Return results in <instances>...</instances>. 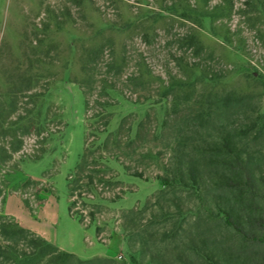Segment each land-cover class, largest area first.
Masks as SVG:
<instances>
[{"label":"rangeland","instance_id":"obj_1","mask_svg":"<svg viewBox=\"0 0 264 264\" xmlns=\"http://www.w3.org/2000/svg\"><path fill=\"white\" fill-rule=\"evenodd\" d=\"M145 27L149 28L146 40L142 37ZM100 44L103 55L96 66L90 64L94 78L106 76L119 90L99 98L96 81L86 109L83 94L70 75L80 69V55ZM110 47L118 51L120 74L107 66ZM139 67L152 74L142 87L127 79ZM26 69L37 77L30 85L32 92L44 91L32 114L38 116L40 111L44 126L52 129L45 120L50 108L49 115H60L63 127L45 142L41 141L48 129L38 137L23 138L22 150L13 155L18 168L6 166L3 171H10L0 177V213L81 259L107 256L118 264H132L135 248L127 244L121 211L142 207L161 188L157 175L164 173L175 125L182 135L189 133L195 99L209 92L249 95L248 105L257 104L264 115V0H0V101H8L5 75ZM188 75L197 81L193 89L185 88L189 92L173 110L171 94L160 98L156 88L161 93ZM19 86L15 83V88ZM97 99L110 103L105 107L110 118L107 131L115 130L120 119L131 114L136 117L134 136L138 121L149 114L136 146L126 150L131 153L125 158L132 166L142 158L144 173L141 178L130 176L117 161L108 160L107 173L115 174L119 182L99 185L102 198H95L94 206L75 197L77 207L95 213L93 221L87 218L83 226L68 213L66 178L82 155L87 126L103 127L93 119L102 109ZM20 105L18 101L10 119L21 113ZM165 118L168 123L163 127ZM94 133L90 131L89 143ZM43 145L46 150L39 159L28 158ZM176 195L184 207L200 202L185 192ZM209 227L217 237L226 235L215 222L209 220ZM162 246L167 255L174 248L173 244Z\"/></svg>","mask_w":264,"mask_h":264},{"label":"trees","instance_id":"obj_2","mask_svg":"<svg viewBox=\"0 0 264 264\" xmlns=\"http://www.w3.org/2000/svg\"><path fill=\"white\" fill-rule=\"evenodd\" d=\"M148 30L145 27L142 31L144 40ZM110 41L109 44L113 45ZM103 47L100 44L82 53L77 59L80 69L70 75V80L83 94L86 109L89 96L95 92L93 83L96 81L99 82L96 91L99 98L109 97L108 91L119 90L106 76L98 80L94 78V67L90 64L96 66L103 55ZM110 48L107 66L120 74L122 65L117 59L118 51ZM121 59L124 60V56ZM5 76L4 96L8 101H0V177L18 168L19 163L13 161V155L22 150L25 136L38 137L48 129V136L42 137L41 141L45 142L63 127L60 115H49L50 108L45 120L51 122L52 129L44 126L40 111L38 116L32 114L36 99L44 94V91L32 92L30 85L37 79L32 72L26 69ZM149 77H152L151 71L139 67L137 73L130 74L127 79L142 87ZM196 81L188 75L165 86L161 93L157 87L156 95L165 98L171 94L174 110L182 95L189 92L185 88L193 89ZM17 82L21 86L15 88ZM181 91L185 92L181 94ZM23 97L25 101L19 100ZM249 98V95L233 92L199 95L194 101L192 115L189 114L193 122L189 133L182 135L175 125L172 144H168L169 156L163 165L164 173L157 175L161 188L142 207L121 211L127 244L130 249L135 248L131 253L132 264H195V261L199 264H264V115L260 114L257 104L248 105ZM18 101L22 103L19 107L21 113L10 119ZM95 102L102 109L95 113L93 119H97L96 123L101 121L103 127L87 126L82 155L73 173L66 178L68 213L83 226H87V218L93 221L95 213L77 207L78 199L75 197L82 199V204L89 200L94 206V199L102 198L99 185L119 182L115 174L107 173L110 171L106 164L108 160L117 161L130 176L141 178L144 173L142 158H137L134 167L125 158L131 153L126 150L136 146L149 114L138 121L134 136L131 134L136 117L131 114L123 116L115 130L107 131L110 118L105 107L110 103L98 99ZM167 123L165 118L163 127ZM90 131L95 132L91 143L88 139ZM103 133L105 135L101 139L100 134ZM45 150L43 145L28 158L39 159ZM144 155L146 153L141 157ZM6 166L10 167L7 172L3 171ZM1 186L0 199L3 194ZM177 192H185L187 197L194 195L200 202L184 207ZM209 220L220 226L226 235L217 237L214 229L209 227ZM150 228L152 231H148ZM98 231L99 227L96 228ZM159 244H173L170 255L164 253L163 246L160 248ZM0 264L118 263L107 256L81 259L0 213Z\"/></svg>","mask_w":264,"mask_h":264},{"label":"crops","instance_id":"obj_3","mask_svg":"<svg viewBox=\"0 0 264 264\" xmlns=\"http://www.w3.org/2000/svg\"><path fill=\"white\" fill-rule=\"evenodd\" d=\"M54 244V243H53ZM54 245H56V244H54ZM57 247H58V245H57Z\"/></svg>","mask_w":264,"mask_h":264}]
</instances>
